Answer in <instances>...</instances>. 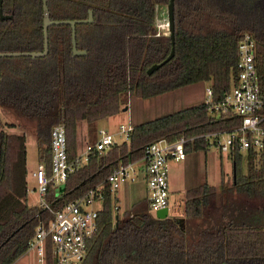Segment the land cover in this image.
I'll return each mask as SVG.
<instances>
[{
    "label": "trees",
    "instance_id": "obj_1",
    "mask_svg": "<svg viewBox=\"0 0 264 264\" xmlns=\"http://www.w3.org/2000/svg\"><path fill=\"white\" fill-rule=\"evenodd\" d=\"M127 1L121 7L115 0H89L97 16L82 34L88 50L84 55L67 53L69 32L60 50L52 47V63L49 55L7 57L18 60L9 61L3 73L8 85L3 90L0 81V106L15 124L32 129L45 144L41 160L49 162L54 124H65L69 155L74 157L81 150L79 122L118 113L124 94L149 98L210 81L215 97H221L235 81L237 46L246 31L257 41L259 69L264 71V0H175V53L151 74L148 68L164 60L173 46L170 31L159 33L155 25V4L167 6L169 0ZM21 5L24 12L19 14L30 16L31 7ZM35 14L42 38L41 0ZM5 23L9 33L15 32L12 22ZM37 48L22 47L12 33L0 50ZM238 122L231 112L211 114L203 101L144 121L134 125L128 140L106 152L92 151L88 161L69 175L59 196L49 189L48 198L58 207L104 182L98 228L83 264H264V223L237 213L239 207L227 200L228 190L264 199V149L257 157L250 150L231 153L232 178L230 183L225 180L228 190L220 197L218 188L208 182L188 187L181 218L157 217L149 208L148 195L119 213V199L105 181L120 162L141 158L146 146L160 137L196 136L186 151L207 150L203 134ZM26 147V134L7 131L0 121V264H12L28 250L39 220L38 209L28 203ZM216 204L224 207L215 211ZM46 254V264H56L50 245Z\"/></svg>",
    "mask_w": 264,
    "mask_h": 264
},
{
    "label": "built area",
    "instance_id": "obj_2",
    "mask_svg": "<svg viewBox=\"0 0 264 264\" xmlns=\"http://www.w3.org/2000/svg\"><path fill=\"white\" fill-rule=\"evenodd\" d=\"M258 44L251 32H244L237 46L236 77L231 87L221 97H215L212 85L206 87L203 103L213 115L231 112L239 117V122L225 129H217L203 134L209 146L220 152L232 153L236 150L259 156L264 149V71H260ZM134 125L122 123L119 134L128 140ZM196 136L186 135L160 137L144 149L137 160L120 162L108 174L107 181L112 192L126 183L135 182L142 175L146 181L150 209L168 207L170 194V162L186 159V144ZM112 132L105 128L98 130V137L88 143L84 150L70 157L66 126L56 123L50 130V159L40 160L32 170L35 184L28 191L35 192L39 211L28 250L35 252L36 264H46L47 246L50 245L56 264H83L89 241L98 228L99 209L104 198V182L91 187L83 194L54 206L48 198L49 189L59 196V187L65 184L69 175L88 161L92 151L106 152L114 144Z\"/></svg>",
    "mask_w": 264,
    "mask_h": 264
},
{
    "label": "rangeland",
    "instance_id": "obj_3",
    "mask_svg": "<svg viewBox=\"0 0 264 264\" xmlns=\"http://www.w3.org/2000/svg\"><path fill=\"white\" fill-rule=\"evenodd\" d=\"M155 25L160 33L169 32L167 6L159 8V14L155 18ZM18 59H9L10 62H17ZM210 81H200L193 84L180 87L174 91L143 98L135 94H124V100L121 110L110 116H106L97 121L82 120L79 122L78 139L79 147L84 150L88 143L94 142L98 137V130L105 128L112 132L114 140L122 142L124 136L119 134V125L122 123L136 125L144 121L175 112L187 106L195 105L203 101L206 95V87L210 86ZM125 106L128 108L124 109ZM0 121L5 130L9 132L26 134L27 150V180L28 188L35 184L32 176V170L40 163V155L44 153L45 144L39 140L37 134L29 128H25L18 122L15 124L12 117L4 108L0 106ZM232 178V160L228 152H220L214 146H209L207 150L191 151L186 159L170 162V194H169V215L183 217L185 193L188 187L202 182H208L218 188L219 195L227 189V180L229 183ZM60 192L64 190L59 187ZM230 193L227 200L233 206H238L237 213H244L249 218L256 217L264 223V199L254 196H248L245 193ZM227 192V193H228ZM119 199L117 202L118 212L122 213L126 208L132 206L136 201L147 195V186L144 177L141 175L137 181L123 184L116 192ZM37 195L35 192L28 191V203L32 206L37 204ZM226 202L227 210L232 211L231 205ZM224 206L216 204L215 211H220ZM156 214L155 209H150ZM242 210V211H241ZM246 217V219H248ZM35 252L27 250L24 258L15 264H36ZM23 260L25 262L23 263ZM12 263V264H13Z\"/></svg>",
    "mask_w": 264,
    "mask_h": 264
},
{
    "label": "flooded vegetation",
    "instance_id": "obj_4",
    "mask_svg": "<svg viewBox=\"0 0 264 264\" xmlns=\"http://www.w3.org/2000/svg\"><path fill=\"white\" fill-rule=\"evenodd\" d=\"M42 6H43V1ZM116 5L119 4L121 7L124 6L127 0H115ZM131 1V0H129ZM25 4V6L31 7V14H27L26 12L23 14H19L20 11L24 12L21 3ZM2 0L0 3V10L2 9L4 15H9L10 17L1 18L0 20L4 22H12L14 26L13 29H16L15 32L12 33L15 35L16 40L18 39L19 44L22 47H38L36 50H24V51H43L45 49V35H44V8H43V23H42V33H43V41L40 34V27L39 24L36 22L38 18L37 14H35V7L38 0ZM90 4L89 0H47V5L49 9V15L52 20H75V29H76V42H77V49L78 50H87V47L83 43V39L85 38L82 34H85L87 31V24L91 22H87L85 20L89 19L90 10L92 11L93 21L97 16V11H95L94 7L88 6ZM96 7L103 8L105 6L102 4H95ZM168 6V5H167ZM28 7V8H29ZM131 7V6H130ZM165 7L160 3L155 4L156 9V17L159 14V8ZM151 9V7H150ZM30 10V9H29ZM150 11V10H149ZM168 11V10H167ZM18 13V17H15V14ZM3 22V23H4ZM1 23V25H3ZM0 25V48L2 47L3 43L9 39L12 33H9L8 30L5 28L7 24L1 26ZM157 27V25H156ZM161 30L157 28V32L160 33ZM71 32V49L68 50V54L79 56L74 53L73 49V41H72V34H73V26L71 23L67 22H55L49 24L48 27V52L44 56H39V58H44L46 55H49L48 60L52 63V47L56 45L59 49L61 48V41L64 40L65 34ZM20 34V36H18ZM55 39L54 45L52 46V40ZM54 41V40H53ZM69 49V48H68ZM60 50V49H59ZM0 52H3L0 50ZM88 52V50H87ZM22 56V55H20ZM23 56H30V55H23ZM7 57L13 56H0V81L2 85V89L6 90L5 86L8 85V79L3 74L7 71V67H9V59ZM32 57V56H31ZM37 58V57H35ZM58 60V58H57ZM56 61V60H55Z\"/></svg>",
    "mask_w": 264,
    "mask_h": 264
},
{
    "label": "water",
    "instance_id": "obj_5",
    "mask_svg": "<svg viewBox=\"0 0 264 264\" xmlns=\"http://www.w3.org/2000/svg\"><path fill=\"white\" fill-rule=\"evenodd\" d=\"M2 0H0L1 3ZM43 8H44V35H45V49L43 51H15V52H10V51H3L0 52V56H20V55H30L32 57H39V56H44L47 52H48V27L49 24L55 23V22H69L72 24L73 26V34H72V41H73V49H74V53L76 55H84L87 53V50H78L77 49V42H76V29H75V20H62V21H58V20H52L50 18L49 15V9H48V5H47V0L43 1ZM174 8H175V0H169L168 6H167V10H168V25H169V31L171 34V38H172V50L171 52L168 54V56L162 60L161 62H156L153 63L147 70V72L149 74H151L153 71H155L156 69H158L163 63H165L166 61H168L171 57H173L174 53H175V47H174V42H175V12H174ZM0 16L1 18H7L10 17L9 15H4L2 9L0 10ZM85 21H89L92 22L93 21V15H92V11L90 10V16L89 19L85 20ZM128 108L127 106H125L124 109ZM63 188L65 187V184L61 185ZM169 215V210L168 207H164V208H160L156 210V216L159 218H164L167 217Z\"/></svg>",
    "mask_w": 264,
    "mask_h": 264
},
{
    "label": "crops",
    "instance_id": "obj_6",
    "mask_svg": "<svg viewBox=\"0 0 264 264\" xmlns=\"http://www.w3.org/2000/svg\"><path fill=\"white\" fill-rule=\"evenodd\" d=\"M190 152H188V154H189ZM188 154H187V157H188ZM186 157V158H187ZM24 258V254H22L19 258H17L16 259V261H15V263H17L18 261H20L21 259H23ZM25 262V260H23V263ZM15 263H13V264H15Z\"/></svg>",
    "mask_w": 264,
    "mask_h": 264
}]
</instances>
